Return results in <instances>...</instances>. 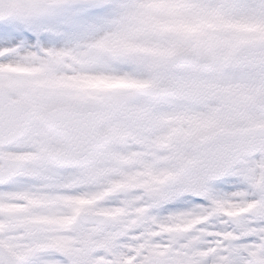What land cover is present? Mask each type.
I'll return each mask as SVG.
<instances>
[{
	"label": "snow or ice",
	"instance_id": "obj_1",
	"mask_svg": "<svg viewBox=\"0 0 264 264\" xmlns=\"http://www.w3.org/2000/svg\"><path fill=\"white\" fill-rule=\"evenodd\" d=\"M0 264H264V0H0Z\"/></svg>",
	"mask_w": 264,
	"mask_h": 264
}]
</instances>
